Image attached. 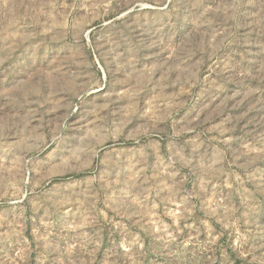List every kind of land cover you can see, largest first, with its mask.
Instances as JSON below:
<instances>
[{
	"label": "rangeland",
	"instance_id": "obj_1",
	"mask_svg": "<svg viewBox=\"0 0 264 264\" xmlns=\"http://www.w3.org/2000/svg\"><path fill=\"white\" fill-rule=\"evenodd\" d=\"M0 264H264V0H0Z\"/></svg>",
	"mask_w": 264,
	"mask_h": 264
}]
</instances>
